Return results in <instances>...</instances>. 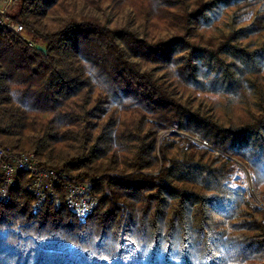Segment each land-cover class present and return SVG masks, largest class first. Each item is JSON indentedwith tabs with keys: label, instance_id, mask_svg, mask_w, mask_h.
Listing matches in <instances>:
<instances>
[{
	"label": "trees",
	"instance_id": "obj_1",
	"mask_svg": "<svg viewBox=\"0 0 264 264\" xmlns=\"http://www.w3.org/2000/svg\"><path fill=\"white\" fill-rule=\"evenodd\" d=\"M104 1L10 0L0 15L22 27H0V146L96 198L81 218L63 196L37 208L16 172L0 264H264V0H160V33L109 20ZM172 73L244 109L181 93Z\"/></svg>",
	"mask_w": 264,
	"mask_h": 264
},
{
	"label": "built area",
	"instance_id": "obj_2",
	"mask_svg": "<svg viewBox=\"0 0 264 264\" xmlns=\"http://www.w3.org/2000/svg\"><path fill=\"white\" fill-rule=\"evenodd\" d=\"M3 11H0V15ZM0 27L22 36V27L4 23L0 17ZM29 46L32 42L27 41ZM16 172L26 173L29 179L28 191L35 199V206L41 208L46 200H56L63 196L66 208L77 218L88 215L96 205V198L90 194L89 183L71 179L62 170L42 166L32 154H16L0 146V199H5L7 190Z\"/></svg>",
	"mask_w": 264,
	"mask_h": 264
},
{
	"label": "rangeland",
	"instance_id": "obj_3",
	"mask_svg": "<svg viewBox=\"0 0 264 264\" xmlns=\"http://www.w3.org/2000/svg\"><path fill=\"white\" fill-rule=\"evenodd\" d=\"M10 0H0V11L5 12L8 9ZM160 3V0H105L103 2V8H101V14L104 17L108 18L109 20H122V18H126L128 16L133 17L134 20L143 26H146L147 32L151 33H160L164 31L163 28L166 26L163 25L160 21V13L164 11L169 12V8L164 9ZM173 74V73H172ZM173 82L178 85V89L181 93H191L192 97H195L198 100H202L209 105H215L216 107L219 106V110L226 114H235L239 113L244 109V106L233 104L231 102L228 103H219V97L216 94H207L203 91H195L189 90L183 83H179L176 81L175 74H173ZM247 103H250V97H248ZM219 103V104H218ZM251 104V103H250ZM249 104V105H250ZM171 133H176L174 130L162 134V137H166ZM242 172L236 174V179H238L237 183L245 184L249 188L250 195L257 200V192L254 188L250 185L247 173L245 172L244 168L238 165Z\"/></svg>",
	"mask_w": 264,
	"mask_h": 264
},
{
	"label": "water",
	"instance_id": "obj_4",
	"mask_svg": "<svg viewBox=\"0 0 264 264\" xmlns=\"http://www.w3.org/2000/svg\"><path fill=\"white\" fill-rule=\"evenodd\" d=\"M38 51L44 52V50L41 47L36 48Z\"/></svg>",
	"mask_w": 264,
	"mask_h": 264
}]
</instances>
